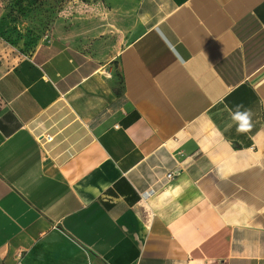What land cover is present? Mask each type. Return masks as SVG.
<instances>
[{"label": "crops", "instance_id": "crops-1", "mask_svg": "<svg viewBox=\"0 0 264 264\" xmlns=\"http://www.w3.org/2000/svg\"><path fill=\"white\" fill-rule=\"evenodd\" d=\"M77 12L0 61V264H264V0ZM114 32L126 103L93 124Z\"/></svg>", "mask_w": 264, "mask_h": 264}, {"label": "rangeland", "instance_id": "rangeland-1", "mask_svg": "<svg viewBox=\"0 0 264 264\" xmlns=\"http://www.w3.org/2000/svg\"><path fill=\"white\" fill-rule=\"evenodd\" d=\"M104 0H0V61L32 54L57 30L67 29L82 8L99 7ZM116 32L109 37V62L96 80L89 117L93 124L117 114L125 106L116 55L122 48ZM118 40V41H117ZM130 39L126 40V43ZM3 44V45H2Z\"/></svg>", "mask_w": 264, "mask_h": 264}, {"label": "clouds", "instance_id": "clouds-1", "mask_svg": "<svg viewBox=\"0 0 264 264\" xmlns=\"http://www.w3.org/2000/svg\"><path fill=\"white\" fill-rule=\"evenodd\" d=\"M173 55L180 59L178 52L173 51ZM227 107V106H226ZM231 120L235 124V130L238 134H247L253 127L254 113L250 108H247L243 103H237L234 107L229 108Z\"/></svg>", "mask_w": 264, "mask_h": 264}, {"label": "built area", "instance_id": "built-area-1", "mask_svg": "<svg viewBox=\"0 0 264 264\" xmlns=\"http://www.w3.org/2000/svg\"><path fill=\"white\" fill-rule=\"evenodd\" d=\"M52 140V138L51 137H47L46 138V141L48 142V141H51ZM173 178V174H171V173H169V174H167V176H166V179L167 180H170V179H172Z\"/></svg>", "mask_w": 264, "mask_h": 264}]
</instances>
